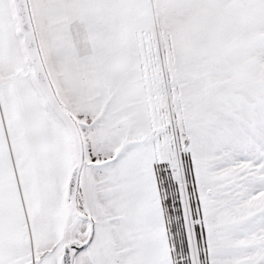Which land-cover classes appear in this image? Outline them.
<instances>
[{"label":"snow or ice","instance_id":"obj_1","mask_svg":"<svg viewBox=\"0 0 264 264\" xmlns=\"http://www.w3.org/2000/svg\"><path fill=\"white\" fill-rule=\"evenodd\" d=\"M0 264H264V0H0Z\"/></svg>","mask_w":264,"mask_h":264}]
</instances>
